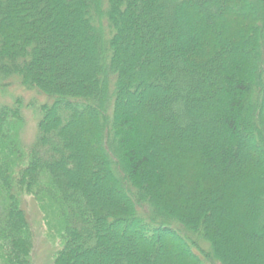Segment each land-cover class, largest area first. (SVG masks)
<instances>
[{
	"label": "trees",
	"instance_id": "obj_1",
	"mask_svg": "<svg viewBox=\"0 0 264 264\" xmlns=\"http://www.w3.org/2000/svg\"><path fill=\"white\" fill-rule=\"evenodd\" d=\"M14 79L45 102L28 144L0 104V264H32L25 197L47 264H264V0H0Z\"/></svg>",
	"mask_w": 264,
	"mask_h": 264
},
{
	"label": "rangeland",
	"instance_id": "obj_2",
	"mask_svg": "<svg viewBox=\"0 0 264 264\" xmlns=\"http://www.w3.org/2000/svg\"><path fill=\"white\" fill-rule=\"evenodd\" d=\"M9 83H11L9 87L7 85L1 86L2 84H0V104H5L8 102L10 103L11 99L15 96L22 97L23 102L25 104V107H24L25 109L23 111V114L25 117V126L22 132V140L24 141V143L28 144L35 137L36 129H37L36 123H37V117H38L37 112L34 111L32 106H28V104L31 103L32 100H38L36 101L37 104L44 103L45 101L43 100L45 98L40 95L39 96L35 95L34 92L32 91H28L24 89L18 83H16L15 79L14 81L11 80ZM148 94L150 96L149 98H151L156 93L149 92ZM134 106H136V104H134ZM136 109H139L138 105L136 106ZM85 124L89 126L90 121L86 120ZM214 124L216 125L215 122ZM87 141H88V138L84 137L82 140L78 142V144H80L81 147H84L85 145H87ZM88 146H90V143L88 144ZM254 146L257 148V145H254ZM255 147H253L251 152L249 153L250 158L258 157L257 155L259 154L258 153L259 151ZM113 185L114 184L112 182H107V181L103 182L102 183L103 192H107V190H109L108 188L113 187ZM23 208L26 211L29 222L34 231L33 249L30 254L31 263L32 264H47L49 261H51V259L54 256L55 251L58 249L60 245L59 241L58 239L52 240V238L49 237L48 232H50V230L47 229V225L42 219V214L38 210V207L35 205L31 197H25L23 201ZM51 234L53 233L51 232Z\"/></svg>",
	"mask_w": 264,
	"mask_h": 264
}]
</instances>
